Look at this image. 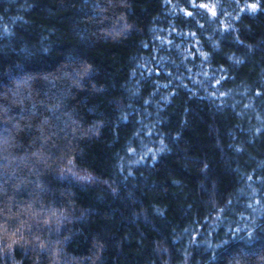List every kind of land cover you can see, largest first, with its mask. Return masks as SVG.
Listing matches in <instances>:
<instances>
[{
    "label": "trees",
    "instance_id": "16d2710c",
    "mask_svg": "<svg viewBox=\"0 0 264 264\" xmlns=\"http://www.w3.org/2000/svg\"><path fill=\"white\" fill-rule=\"evenodd\" d=\"M196 4L0 0V264H264V0Z\"/></svg>",
    "mask_w": 264,
    "mask_h": 264
},
{
    "label": "snow or ice",
    "instance_id": "6c2138e0",
    "mask_svg": "<svg viewBox=\"0 0 264 264\" xmlns=\"http://www.w3.org/2000/svg\"><path fill=\"white\" fill-rule=\"evenodd\" d=\"M190 2L192 3L193 7H197L196 0H190ZM198 7L206 9L208 12L211 13V15L213 17H215L217 15L216 10H215L216 9V5H209V4L201 3V4L198 5ZM246 7H247V9H249L251 11H255L257 9V4L256 3H250V4H247ZM243 10L244 9L242 8L241 11H243ZM185 15L191 17L193 15V13L189 12V11H186Z\"/></svg>",
    "mask_w": 264,
    "mask_h": 264
}]
</instances>
